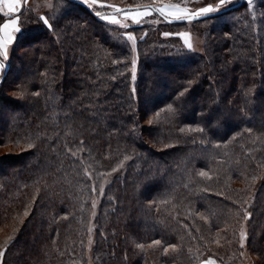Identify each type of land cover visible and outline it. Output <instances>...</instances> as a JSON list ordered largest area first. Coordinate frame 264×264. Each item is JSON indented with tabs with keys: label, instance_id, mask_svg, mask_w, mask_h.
<instances>
[{
	"label": "trees",
	"instance_id": "1",
	"mask_svg": "<svg viewBox=\"0 0 264 264\" xmlns=\"http://www.w3.org/2000/svg\"><path fill=\"white\" fill-rule=\"evenodd\" d=\"M59 1L51 29L20 10L0 81L1 264H88L90 230L91 264L223 261L246 212L264 264V0L182 23L154 11L161 0L119 7L206 24L202 51L135 24L134 51L102 19L115 9Z\"/></svg>",
	"mask_w": 264,
	"mask_h": 264
},
{
	"label": "rangeland",
	"instance_id": "2",
	"mask_svg": "<svg viewBox=\"0 0 264 264\" xmlns=\"http://www.w3.org/2000/svg\"><path fill=\"white\" fill-rule=\"evenodd\" d=\"M151 0H96L95 4L92 6L93 9L96 10H100V11H104L106 10V8L109 9H116L119 8L121 6L124 5H131V4H144V2H148ZM234 1V0H233ZM13 2V0H7V2H0V12L1 15L4 16L3 21L0 23V26L3 25V23L7 22L10 19H15L17 16H19V12L20 10L23 8L24 9H29L30 11H32V13H35L37 15H40L42 17H44V15L46 13H50L51 11L56 10V8L58 9L59 6H61V3H59V0H19V6L17 7V11L15 13H10L9 9H8V3ZM219 2V0H176V1H171L169 0V2H165V1H160L159 4H157L158 8L164 7L166 9V11H170L173 10L171 6L174 5H179V7L181 9H187L189 12H194L196 10H198L201 7H207L209 4L215 6L217 3ZM109 5L111 7H109ZM227 6V5H226ZM132 10V14L134 15L136 11H140V12H145L147 11L149 13V15L147 17H140V19L142 20V22L140 24H135L133 23V21L131 20V17H129L127 20L124 19V13H109L107 15H116L117 19L120 20L121 24L120 25H115L117 26L119 29H121L122 31H124L126 34L125 35H133L136 38V43L139 39H141L142 36H144L145 32H131V31H125L126 29L121 27L122 24H128L129 27L132 25H145V27L147 28V30L149 31H154V33L160 34L162 37L164 38H169L170 36H175L179 39V42L182 45H185L187 47V45L184 43V37L179 35L181 33H188V40L189 42L192 44V49L194 51H202L204 48V43H205V34H204V30L207 28L206 24H192V23H186V24H182V26H165L163 24H161V21L159 20V17L155 16L152 12V10L148 7H139V8H131ZM7 14V15H5ZM20 18V17H19ZM21 23V21H20ZM19 23V25H21ZM20 27V26H19ZM129 27L127 29H129ZM21 28V27H20ZM10 31V30H9ZM164 33H169L168 36H165ZM23 35V31L19 34H16V39L15 41L9 45V58L7 61L10 60H14V56H15V45L18 42V40L20 39V37ZM5 38L4 33H0V39ZM130 46L132 47V41H129ZM136 46V44H135ZM133 49V48H132ZM136 51V47L135 50ZM133 59L136 60V65H135V75H136V71H137V66H138V59L136 58V54L133 56ZM132 69H133V65L130 67V72L132 74ZM1 73V71H0ZM11 81V80H10ZM8 82L9 84H11L12 82ZM16 87V86H15ZM11 93H6V97L11 96ZM9 146H1L0 147V154L1 153H5L8 150ZM109 181V179L106 180V182ZM250 200H248L247 205L249 204ZM93 203H95V207H93ZM99 205V199L94 200V202H92V211L97 210ZM234 230H236V232L231 235L230 239H229V247L226 248V250H224L223 254L218 253L217 255L219 257H222L221 259L223 261H217L215 259H211L212 261H214V264H254L255 258L253 255L249 254L246 250V239H247V220H245L244 218H240V222L239 224L237 223V226L234 228ZM245 232L246 233V239L245 240H241V232ZM88 238L86 241V259L88 264H91V254H92V246L94 244V236H93V232L90 230L88 232ZM0 234H2V236H4V233L2 231H0ZM243 243V247H241V244ZM232 244V245H231ZM4 252V249L1 248L0 249V253ZM243 253V255H241ZM3 256V255H2ZM2 256H0V264L2 262ZM213 257V256H212ZM210 257H208L207 259H205L204 261L199 262L198 264H204L205 261L209 260Z\"/></svg>",
	"mask_w": 264,
	"mask_h": 264
},
{
	"label": "snow or ice",
	"instance_id": "3",
	"mask_svg": "<svg viewBox=\"0 0 264 264\" xmlns=\"http://www.w3.org/2000/svg\"><path fill=\"white\" fill-rule=\"evenodd\" d=\"M0 2H7V0H0ZM25 2H26V0H25ZM81 2L83 4H85L86 6L91 8L95 4L96 0H81ZM232 2H233V0H219V2L215 6L209 4L207 7H201L194 12H189L186 8L181 9L179 7V5L171 6L173 10H170V11H166V9L164 7L154 9V11L158 12L162 17H165V19H167L170 16V17H172V20L188 21L189 19L204 18V17H207L209 14L218 13L222 9H224L226 5H229ZM247 3L249 6H251L252 0H247ZM18 6H19V0H13V2L8 3L9 12L15 13L17 11ZM109 7H111V6L109 5ZM115 12L116 13L123 12L124 13V19L127 20L129 17H131V20L135 24H140L142 22L140 17H147L149 15V13L147 11H145V12L136 11L135 14L133 15L132 10L119 9V8H116ZM5 15H7V14H5ZM95 15L100 17L99 12L95 13ZM39 19L42 21V23L45 27H47L49 29L52 28V24L49 23L48 19H46L44 17H39ZM102 19L105 22H109L112 25H120L121 24L120 20L117 19L116 15H104L102 17ZM169 22H171V21H169ZM19 23H20V18H19V16H17L15 19H10L7 22L3 23L2 26H0V33H4V35H5V38L0 39V71H3L7 66L6 62L9 58V45L15 41L16 34H19L23 31V29L19 27ZM121 27L127 29L129 27V25L125 23V24H122ZM164 35L168 36L169 33H164ZM179 35H181L185 38L184 43L187 45V48L189 50H191L192 44L188 40L189 34L188 33H181ZM126 39L128 41H132V48H133V50H135L136 38L133 35L129 34V35H127ZM141 39H143V37H141ZM131 63L133 65L132 79L135 80V78H136V75H135L136 60L133 59L131 61ZM134 91H135V89L133 88V92ZM185 91H187V89H185ZM179 95L182 97L184 95V92H181ZM169 107H171V106H169ZM157 115H159V113H157ZM149 123L151 124V121ZM181 131H184V130L181 129ZM192 131L203 132V129L202 128L193 129ZM249 131H251V130L249 129ZM29 147H33V145H29ZM73 155H75V153H73ZM200 175L206 177L207 173L206 172H200ZM93 191H95V189H93ZM101 192H103V189H101ZM93 207H95V203H93ZM24 215L27 216V215H29V213L26 211L24 213ZM250 216H251L250 213H247V212L245 213V219L250 218ZM245 239H246V233L242 231L241 232V240L243 241ZM217 243H219V241H217ZM160 244H161V241H159V240L153 241V245H160ZM138 247L143 248L144 246L138 245ZM241 247H243V243L241 244ZM172 248L175 249V246L173 245ZM164 252L167 253L168 249L165 248ZM2 255H3V253H0V256H2ZM241 255H243V253ZM204 264H214V261L209 259V260L205 261Z\"/></svg>",
	"mask_w": 264,
	"mask_h": 264
},
{
	"label": "water",
	"instance_id": "4",
	"mask_svg": "<svg viewBox=\"0 0 264 264\" xmlns=\"http://www.w3.org/2000/svg\"><path fill=\"white\" fill-rule=\"evenodd\" d=\"M241 0H239L240 2ZM225 9H222L221 11H224ZM219 13V12H218ZM218 13H212V14H209L208 16H211V15H215V14H218ZM207 16V17H208ZM207 17H204V18H199V19H189L188 21H194V20H202V19H205ZM163 20H165L166 22L170 23L169 21H171V23H182V22H186V21H176V20H172V17H168L167 19H165V17H163ZM7 65V63H6ZM7 68H8V65L6 66V68L3 70V73L1 74L0 76V81L3 79L6 71H7Z\"/></svg>",
	"mask_w": 264,
	"mask_h": 264
}]
</instances>
